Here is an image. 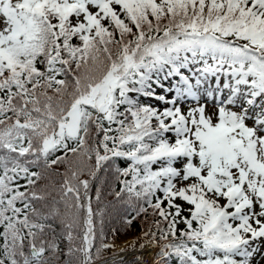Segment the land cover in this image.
Segmentation results:
<instances>
[{
	"label": "snow or ice",
	"instance_id": "obj_1",
	"mask_svg": "<svg viewBox=\"0 0 264 264\" xmlns=\"http://www.w3.org/2000/svg\"><path fill=\"white\" fill-rule=\"evenodd\" d=\"M102 172L157 264H264V0H0V264L116 247Z\"/></svg>",
	"mask_w": 264,
	"mask_h": 264
},
{
	"label": "trees",
	"instance_id": "obj_2",
	"mask_svg": "<svg viewBox=\"0 0 264 264\" xmlns=\"http://www.w3.org/2000/svg\"><path fill=\"white\" fill-rule=\"evenodd\" d=\"M59 177L52 176L51 180L52 183H56L59 181ZM107 181V183H103V181ZM96 186H99L102 189V196L99 204L95 203V195L93 189V207L94 209L99 208L103 210V231L104 235L109 233L107 231L111 226H117L120 233L123 234H132L137 233L146 225L142 219H137L134 221L132 226H128L124 224V220L126 219V214L134 215L131 212V209L128 205L123 201H118L115 199L114 195L112 194L114 191L119 190V185L115 178L111 175H107L106 173L100 174V180L95 182ZM99 233V225L97 228ZM66 243V242H65ZM63 247V245H62Z\"/></svg>",
	"mask_w": 264,
	"mask_h": 264
},
{
	"label": "rangeland",
	"instance_id": "obj_3",
	"mask_svg": "<svg viewBox=\"0 0 264 264\" xmlns=\"http://www.w3.org/2000/svg\"><path fill=\"white\" fill-rule=\"evenodd\" d=\"M185 74L191 75L192 73H191L190 71H188V70H185ZM210 83H211V82H210ZM205 99H207V98L205 97L204 99L201 100V102L203 103ZM207 102H208V104H209V107H211V105H212V101H211L210 99H207ZM127 241H129V240H124V241H122V240H118V241L115 243V245H117L118 243H121V242H123L124 244H128L129 242H127ZM119 247H120V246H119ZM255 261L264 262V257H262V256H260V255L258 254V255H256V257H255Z\"/></svg>",
	"mask_w": 264,
	"mask_h": 264
}]
</instances>
